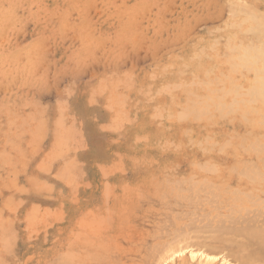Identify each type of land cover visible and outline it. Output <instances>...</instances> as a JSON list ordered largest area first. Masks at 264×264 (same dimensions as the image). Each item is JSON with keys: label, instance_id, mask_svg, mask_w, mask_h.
I'll return each mask as SVG.
<instances>
[{"label": "rangeland", "instance_id": "1", "mask_svg": "<svg viewBox=\"0 0 264 264\" xmlns=\"http://www.w3.org/2000/svg\"><path fill=\"white\" fill-rule=\"evenodd\" d=\"M253 3L264 7V0H0V264H155L156 260L157 264H202L201 258L209 259V264H221L223 259L242 264L250 258L247 244L251 248L254 243L248 241L264 228V187L259 189L245 176L246 180L240 166L250 157L240 150L247 129L241 120L243 93L237 88L243 85L212 84L231 85L237 92L221 94L224 105L235 96L236 112H220L223 118L211 110L216 104H209L205 96L210 94L202 83L215 80L214 67L229 69L234 50L226 48L228 37L242 35L238 41L256 42L251 36L256 24L249 18L257 15ZM243 17L249 18L246 26L239 21ZM231 44L235 45L233 38ZM200 49L201 60H192ZM197 62L203 73H196ZM237 69L240 72L232 74L235 79L242 71L250 73ZM192 82L199 87L186 85ZM186 89L189 96L192 92L204 98L205 110H211L205 121L204 113L189 115L197 98L186 97ZM117 100L122 102L117 105ZM254 100L251 104L244 100L247 112L259 106V98ZM177 112L189 116L179 121ZM256 129L253 133L258 136L261 128ZM233 151L238 152L239 163ZM251 154L253 161L260 158ZM232 164L238 168H232L231 175ZM212 167L216 173L211 174ZM240 169L243 177L234 174ZM189 179L199 182L195 189L189 188ZM201 181L217 185V191ZM235 189L240 193L237 197ZM243 191L253 198L248 194L251 198L245 201ZM221 223L232 228H222ZM246 223L257 226L248 230ZM262 252L263 257L257 253L256 258L261 262L248 258V263L263 264Z\"/></svg>", "mask_w": 264, "mask_h": 264}, {"label": "bare ground", "instance_id": "2", "mask_svg": "<svg viewBox=\"0 0 264 264\" xmlns=\"http://www.w3.org/2000/svg\"><path fill=\"white\" fill-rule=\"evenodd\" d=\"M250 1V0H249ZM254 4V6L251 8V9H255L256 10V12H257V15H255V14H252L251 15V17H249L250 19H252L253 20V22L256 24V27H253L252 28V32H253V35H251L252 37H254V38H256V42L255 43H252L251 41L249 42V44L245 41L244 43L242 42V41H238V38H239V36H242V35H236V34H234V35H232L231 37H228V42H227V44H226V48H228V50L229 51H233L234 50V54H233V61H232V63H231V65L229 66V69L227 70V71H225V70H221L220 69V67L219 66H217V67H214L213 68V70H214V76H215V80H211V81H207V83H202L203 85H205V86H203L202 84H201V82L199 81V79H198V82L203 86V87H206V88H203L205 91H206V93L207 94H210L209 96H210V98H209V96H205V97H207L206 99L207 100H211V103H209L210 105H213V104H216V105H213V107L215 106V108H212V107H210L211 108V110L212 109H216L217 111H216V114L218 115L220 112L221 113H226L225 115H227V113L230 111H233L234 109L232 108L233 107V105H235L234 103H235V96L233 97V100H231V102L232 103H229V104H226V105H224V103H222L221 102V98H224V97H226V96H224V94L225 95H227L228 94V96H231V95H229L230 93H232V92H236V91H234V86H226V85H220V87H216V86H214V85H212V84H224V81H228V82H233L236 86H237V84H239V83H241L242 85H243V87L242 88H240V87H238L237 86V88H238V90H239V93H243V96H240L241 98H244V100L245 99H247L248 100V103L249 104H251L250 102L251 101H255L254 99H256V98H259V101H258V103H259V106L257 107V108H252V110L251 111H255L253 114H251V111H248L247 112V109H248V106H247V104L245 103V101L243 100V106H244V111L242 110V112H243V114H242V123L244 124V126L245 127H247V129L245 130L244 129V133H243V137H242V139H240L241 140V142H242V145H243V149L240 147L241 145V143L238 145V148L240 147L241 149V151H242V153H245V154H248V156H250L246 161H241L240 163H242V164H240V166H241V168L242 167H244V168H242L243 170H242V174H244V177L246 176L248 179H249V181H251V183H255V181H256V186L257 187H259V189H262L263 187H264V131H262V129H264V7L262 8L261 7V3H258L257 5H255V3H253ZM262 6H264L263 4H262ZM239 7V6H238ZM240 8V7H239ZM248 8H250V6L248 7ZM241 9H243V7L241 8ZM243 11V10H242ZM255 13V12H254ZM250 14V13H249ZM248 14V15H249ZM234 16V15H233ZM232 16V17H233ZM235 17V16H234ZM249 18L248 17H243V19H240L239 21H241L245 26H246V22L245 21H249ZM230 20H232L231 18H230ZM234 21V20H233ZM230 24V23H229ZM232 38H233V41H234V43H235V45H233V44H231V42H232ZM254 40V39H253ZM252 40V41H253ZM211 48H214V46H212ZM208 52V51H207ZM206 53V52H205ZM203 55V52H202V49H200V50H198V52H197V54H196V58L195 59H193L192 58V60H201V56ZM190 59V58H189ZM191 60V59H190ZM220 62V61H219ZM183 63V62H182ZM196 63V62H195ZM181 64V63H180ZM180 64L178 65V67H177V69H178V73H181L180 72ZM186 64V63H185ZM181 66H185V65H181ZM187 66L189 67V64H187ZM211 66V65H210ZM200 67H201V63L200 62H197V66H194V68H196V73L198 74V73H203V71L200 69ZM224 67V66H223ZM239 67H243V69H245V70H248L250 73H248V72H245V71H242V73L240 74L239 73V75H238V77H237V79H235L234 77H232V74H238V72H240L237 68H239ZM187 68V67H186ZM216 68V69H215ZM205 69V68H204ZM221 70V72H219L218 74L217 73H215L216 71H218V70ZM170 71V70H169ZM168 71V72H169ZM254 73V75H252ZM127 74V73H126ZM170 74V73H169ZM168 74V75H169ZM205 74V73H204ZM252 75V76H250V75ZM196 77H197V75H196ZM236 77V76H235ZM194 78V77H193ZM26 79V78H25ZM178 79V78H177ZM188 79V78H187ZM194 79H196V78H194ZM120 81V80H119ZM188 81H189V79H188ZM192 81H195V80H193L192 79ZM183 82V81H182ZM179 83H181V80H180V82ZM196 83V82H195ZM195 83H189L190 85H188V84H186L187 86H191L192 84H195ZM197 84V83H196ZM200 84H197V86L198 85H200ZM206 84H211V86L209 85V86H206ZM179 85V84H178ZM241 85V86H242ZM104 86V85H103ZM187 86H186V88H187ZM196 85H194V87H195ZM202 86H200V88L202 87ZM100 87H101V85H100ZM110 87V86H109ZM112 87H114V85L112 86ZM182 87L183 88H185V86H183V84H182ZM199 87V86H198ZM180 88H181V86H180ZM115 89V88H114ZM113 89V90H114ZM191 89V88H190ZM190 89L188 90V89H186V91H184V93L183 94H185V92H187V91H189V93H190ZM166 90H168V86H167V89ZM172 90V89H171ZM174 90V89H173ZM183 90H185V89H183ZM200 90H202V89H200ZM115 91V90H114ZM205 91H203V93L205 92ZM117 92V91H116ZM115 92V93H116ZM158 92V91H157ZM194 92V91H193ZM169 93V92H168ZM167 93V94H168ZM188 93V92H187ZM189 93H188V95L186 96V97H188L189 96ZM205 93V94H206ZM237 93V92H236ZM113 94V93H112ZM137 94V93H136ZM171 94V93H170ZM221 94L224 96V97H221ZM117 95V94H116ZM118 95H119V93H118ZM124 95V94H123ZM122 95V96H123ZM193 94H192V92H191V95L189 96V97H191L192 99H194V101H195V98H197L196 100H197V102H192L193 100H190L189 101V104H191V102H192V104L190 105V107H191V112L192 113H189V115H191V114H193V115H197V114H199V115H201L202 116V113H204V116H202V119H204L205 118V116L207 115V113H210L211 112V110H210V112H208L207 110H205V107H204V103H205V101L204 102H202V99H201V97L202 96H197L196 97V95L195 96H192ZM200 95V94H199ZM203 95V94H202ZM242 95V94H241ZM112 97V96H111ZM115 98L114 99H117L116 98V96H114ZM118 97V96H117ZM184 97V96H183ZM185 97V98H186ZM195 97V98H194ZM110 98V97H109ZM122 98V97H121ZM120 98V99H121ZM175 98H177V97H175ZM203 98V97H202ZM232 98V97H231ZM112 99V98H111ZM123 99H124V97H123ZM126 99V98H125ZM181 99H182V96H181ZM188 99V98H187ZM204 99V98H203ZM174 100V99H173ZM207 100H206V103H208L207 102ZM209 100V101H210ZM119 100H117V101H115L116 102V104L117 105H119V102H122V100L121 101H119ZM183 101V100H182ZM250 101V102H249ZM112 102H113V100H112ZM114 102V103H115ZM237 102V101H236ZM181 103H183V102H181ZM185 104H188L187 103V100L184 102ZM183 103V105H185ZM195 103V104H194ZM112 105H114L113 103H111ZM115 104V105H116ZM121 104H123V106H124V102L123 103H120V106H122ZM180 104V103H179ZM110 105V104H109ZM182 105V106H183ZM120 106H117V107H120ZM180 106V105H179ZM207 106H209V105H207ZM255 106V105H254ZM257 106V105H256ZM255 106V107H256ZM164 107V106H163ZM170 107H171V105H170ZM174 107L176 108V106L174 105ZM174 107H172V108H174ZM189 107V106H188ZM187 107V108H188ZM190 107H189V109H190ZM236 107H238V103H236ZM236 107H234L237 111L239 110V108H236ZM110 108V107H109ZM120 108H122V107H120ZM124 108V107H123ZM167 108L169 109V107L167 106ZM166 108V109H167ZM179 108V107H178ZM206 108H208V107H206ZM115 109V108H114ZM131 109V108H130ZM154 109V108H153ZM180 109H182V108H180ZM232 109V110H231ZM241 109V108H240ZM242 109H243V107H242ZM122 110V109H121ZM156 110V109H155ZM158 110V109H157ZM156 110V111H157ZM164 110V109H163ZM184 109H182L181 111H183ZM185 110H188V109H186V106H185ZM225 110H226V112H225ZM227 110H229L228 112H227ZM118 111H120V109H118ZM127 111V110H126ZM161 111H162V109H161ZM190 111H187V112H185L184 111V114L186 113H188V112H190ZM206 111V112H205ZM214 111V110H213ZM117 112V111H116ZM158 112H159V110H158ZM180 112V111H179ZM179 112H177V117H179V121H180V119L182 120V119H184V118H186L187 119V117L189 116V115H187L186 117H183L184 116V114H183V118L181 117V115L182 114H180V116H178V113ZM219 112V113H218ZM233 112H236L235 110L233 111ZM241 112V113H242ZM118 113V112H117ZM127 113V112H126ZM163 113H165V112H162V114ZM183 113V112H182ZM220 113V115L224 118L225 116H223V114H221ZM239 113V112H238ZM120 114H121V117H122V115H123V113H121L120 112ZM119 114V115H120ZM211 114V113H210ZM14 115V114H13ZM157 115H160V112L159 113H157ZM171 115H173L172 113H171ZM174 115H175V113H174ZM193 115H192V117H193ZM230 115V114H229ZM228 115V116H229ZM235 115V114H234ZM233 115V116H234ZM60 116V115H59ZM111 116H113V115H111ZM115 116V115H114ZM124 116V115H123ZM154 116V115H153ZM213 116V115H212ZM211 116V117H212ZM241 116V115H240ZM116 117V116H115ZM115 117H113V118H115ZM120 117V118H121ZM125 117V116H124ZM167 117V116H166ZM174 117V116H173ZM197 117H199V116H197ZM204 117V118H203ZM210 117V118H211ZM219 118H222V117H220V116H218ZM112 118V119H113ZM128 118V117H127ZM126 118V119H127ZM154 118V117H153ZM172 118V117H171ZM209 118V117H208ZM222 118V119H223ZM226 118V117H225ZM229 118V117H228ZM235 118V117H234ZM116 119V118H115ZM160 119V118H159ZM57 120H58V118H57ZM61 120V119H60ZM120 120H123V121H125L123 118L122 119H120ZM169 120V119H168ZM171 120V119H170ZM173 120H174V118H173ZM172 120V121H173ZM185 120V119H184ZM193 120H197V119H194V118H192V121ZM198 120H200V118H198ZM207 120V119H206ZM14 121V120H13ZM13 121H12V125H13ZM127 121V120H126ZM129 121V120H128ZM177 121H178V118H177ZM203 121H205V119L203 120ZM230 122H231V120H229ZM234 121V120H233ZM239 121V120H238ZM60 122V121H59ZM120 122V121H119ZM170 122V121H169ZM191 122V121H190ZM212 122V121H211ZM211 122H209V123H211ZM213 122H214V120H213ZM227 122V121H226ZM236 122V121H235ZM40 123H42V122H40ZM57 123V121L55 122V124ZM171 123H173V122H171ZM238 123H240V121L238 122ZM180 124V123H179ZM188 124V123H187ZM11 125V126H12ZM137 125V124H136ZM143 125V124H142ZM201 125V124H200ZM239 125V124H238ZM36 126H38V125H36ZM41 126V128H42V125H40ZM56 126H59V127H61L60 125H56ZM119 126V125H118ZM139 126V125H138ZM176 126V125H175ZM231 126H232V122H231ZM237 126V125H236ZM242 126V125H241ZM258 126V129L260 130V128H261V133H260V131H258L259 132V134H258V136H255L254 135V133L253 132H256L255 130H257L256 129V127ZM58 127V128H59ZM134 127V126H133ZM179 127V126H178ZM233 127V126H232ZM182 128V127H181ZM185 128V127H184ZM243 128V127H242ZM15 129V128H14ZM37 129V128H36ZM148 129V128H147ZM193 130V129H192ZM189 131H190V129H189ZM30 132V131H29ZM185 132H186V130H185ZM193 132V131H192ZM192 132H190V133H192ZM134 133V132H133ZM186 133H188V131L186 132ZM69 134V133H68ZM135 134V133H134ZM133 134V135H134ZM257 134V133H256ZM56 135V134H55ZM184 135H185V133H184ZM183 135V136H184ZM200 135V134H199ZM228 135V134H227ZM226 135V136H227ZM230 135V134H229ZM57 136H58V134H57ZM202 136V135H201ZM237 136H239V135H236V134H234V137H235V139L237 138ZM137 137V136H136ZM228 137V136H227ZM233 137V136H232ZM231 137V138H232ZM233 137V138H234ZM164 138V137H163ZM167 138V137H166ZM206 138H209V137H206ZM229 138V137H228ZM239 138H240V136H239ZM239 138H237V139H239ZM72 139V138H71ZM141 139V141H142V139L143 138H140ZM165 139V138H164ZM195 139H197V138H195ZM211 139V138H210ZM61 140V139H60ZM137 140H138V138H137ZM147 140V139H146ZM156 140V139H155ZM209 140V139H208ZM212 140V139H211ZM231 139H229V141H230ZM181 141V140H180ZM192 141V140H191ZM235 141V140H234ZM233 140H232V142H234ZM65 142V141H64ZM165 142H166V140H165ZM165 142H164V144H162L161 146H163V145H165ZM177 142V141H176ZM200 142H201V140H200ZM205 142V141H204ZM203 142V143H204ZM208 142V141H207ZM231 142V141H230ZM13 142L11 141V143H9V144H11V145H13L12 144ZM56 143V142H55ZM58 143V142H57ZM56 143V144H57ZM140 143V142H139ZM146 143H147V141H146ZM160 143V142H159ZM166 143H168V142H166ZM227 143L228 144H230L228 141H227ZM226 143V144H227ZM173 144V143H172ZM176 144V143H175ZM178 144V143H177ZM176 144V146H179V145H181V144H179V145H177ZM187 144H189L188 142L185 144V145H187ZM198 144V143H197ZM226 144H223L222 146L224 147V145H226ZM227 144V148L229 147V145ZM234 144V143H233ZM59 145V144H58ZM138 145H141V144H138L137 143V145L136 146H138ZM169 145V144H168ZM174 145V144H173ZM183 145V144H182ZM190 145H192V143L190 144ZM195 145V144H194ZM198 145H200V143L198 144ZM235 145H237V143H235L234 144V146ZM210 146V145H209ZM212 146V145H211ZM61 147V146H60ZM167 147V146H166ZM181 147V146H180ZM200 147V146H199ZM207 147V146H206ZM15 148V147H14ZM57 148H58V146H57ZM63 148V147H62ZM165 148V147H164ZM173 149H175L176 150V147H174ZM203 149H205V148H202V150ZM233 149V148H232ZM234 149H237V148H235L234 147ZM58 150V149H57ZM166 150H168V149H166ZM181 150V149H180ZM191 150V149H190ZM200 150V149H199ZM206 150V149H205ZM229 150V149H228ZM236 151V150H235ZM244 151V152H243ZM20 152V151H19ZM172 152H173V150H172ZM202 152V151H201ZM203 152H204V150H203ZM207 152V151H206ZM251 152H254L256 155L258 154L259 156H260V158L258 159H256V161H253V160H251L252 159V154L250 155V153ZM197 153V152H196ZM210 153V152H209ZM227 153H229V152H227ZM233 153H234V151H233ZM20 154V153H19ZM59 155H60V153H58ZM234 154H236L237 155V157H236V160H237V162L238 161H240L239 160V158H238V152H236V153H234ZM239 154H241V153H239ZM254 154V156H256ZM6 155V154H5ZM56 155V154H55ZM63 155V154H62ZM231 155V157H232V159H233V154L231 153L230 154ZM241 155H243V154H241ZM180 157V156H179ZM257 157V156H256ZM58 158V157H57ZM60 158H61V155H60ZM74 158V157H73ZM255 158V157H254ZM72 160V159H71ZM70 160V161H71ZM67 162L66 164L68 165V163H72V162ZM234 162H236V161H234ZM198 163V162H197ZM239 163V162H238ZM196 164V163H195ZM203 164V163H202ZM204 164H206V162H204ZM234 164H237V163H234ZM70 165V164H69ZM206 165H209V164H206ZM238 165V167H239V164H237ZM64 166H65V163H64ZM170 166V165H169ZM193 166V164L190 166V167H192ZM212 166V165H211ZM211 166H209L210 168H211ZM72 167V166H71ZM204 167H206L207 168V166H204ZM204 167H203V170H204ZM237 167V166H236ZM237 167V168H238ZM169 168V167H168ZM172 168V167H171ZM194 168V167H193ZM196 168H198V164H197V166H196ZM200 168V169H199ZM198 169L199 170H202L201 169V166L199 167ZM214 167H212V171H210V169L208 168V171H210L211 172V174H213V173H216V171L214 172V170L215 169H213ZM232 168L233 169H237V168H234L233 167V164H232V166H231V169H228V170H230L229 171V173H231V175H232V172L234 171H232ZM216 169H218V168H216ZM75 170V169H74ZM171 170V169H170ZM198 170V171H199ZM206 170V169H205ZM65 171H67V168L65 169ZM70 170H68V172H69ZM207 170H206V172H208ZM241 169L239 170V173H236V172H234V174H239V175H241ZM169 173H171L170 171H168ZM201 172H204V171H201ZM205 172V173H206ZM218 172V171H217ZM70 175V174H69ZM163 175V174H162ZM167 175V174H166ZM172 175V174H171ZM192 175V174H191ZM168 176V175H167ZM230 176V175H229ZM242 177H243V175H241ZM169 177H171V176H169ZM175 177V176H174ZM193 177V176H192ZM192 177H191V179H192ZM195 177V176H194ZM234 177H236V176H234ZM245 177V179L246 180H248L247 178ZM172 178H173V176H172ZM187 178H190V177H187ZM180 179H183V178H180ZM224 179V178H223ZM256 179V180H255ZM179 180V179H178ZM188 180V179H187ZM202 180V179H201ZM206 179H204V181H205ZM222 180V179H221ZM241 180V179H240ZM183 180H181L180 182H182ZM190 181H192V180H190L189 179V181H187V182H189L188 183V186H189V188H194V185H196V184H198L199 182H197V181H192V184L193 185H191V183H190ZM163 182H165V183H167L166 181H163ZM176 182V181H175ZM174 182V183H175ZM196 182V183H195ZM223 182V181H222ZM183 183V182H182ZM195 183V184H194ZM201 183H203V184H206L207 185V183H209V185H211L212 183H210V182H202L201 181ZM170 184V183H169ZM179 184V183H178ZM177 184V185H178ZM202 184V185H203ZM248 184V183H247ZM166 185V184H165ZM209 185H207V186H209ZM251 185V184H250ZM173 186H174V184H173ZM181 186V185H180ZM193 186V187H192ZM197 186V185H196ZM195 186V187H196ZM207 186H204L203 187V189L202 190H204V188L205 187H207ZM212 186H215V190L217 191V189H216V186L217 185H214V184H212L211 186H209L208 188H212ZM166 187V186H165ZM175 187V186H174ZM179 187V186H178ZM198 187H202L201 186V184H200V186H198ZM219 187L220 186H218L217 188L219 189ZM228 187H230V186H227V189H229ZM208 188H206V189H208ZM170 189V188H169ZM195 189V188H194ZM198 189H201V188H196V190H198ZM226 189V188H225ZM225 189H224V191L223 192H225ZM241 189H244V188H241ZM251 189V188H250ZM181 190V189H180ZM184 190H187V188L186 189H184ZM240 190V189H239ZM176 191V190H175ZM188 191V190H187ZM189 191H191V189L189 190ZM200 191V190H199ZM211 191H212V189H211ZM211 191H209L210 193H212ZM214 191V190H213ZM242 191V190H241ZM257 191V190H256ZM259 191V190H258ZM194 192H195V190H194ZM215 192V191H214ZM222 192V193H223ZM234 192V190L232 191V193ZM237 191H236V189H235V192H234V194L233 195H237V193H238V195L240 194L239 193V191L236 193ZM244 192V194L247 196V200L245 199L246 198V196H243V198H244V200L245 201H248V198H249V200H250V198L252 197L253 198V196H251L252 195V193L250 194V192L249 193H245V191H243ZM187 193V192H186ZM191 192H189V194H190ZM193 193V192H192ZM195 193H197V191L195 192ZM206 193H208V192H206ZM220 193V192H219ZM231 193V192H230ZM230 193H229V195H230ZM231 193V194H232ZM262 193V192H261ZM188 194V195H189ZM225 194V193H224ZM241 194H243V193H241ZM243 194V195H244ZM248 194H250V196L248 195ZM170 195V194H169ZM208 195V194H207ZM234 196V197H237V196ZM189 196H191V194L189 195ZM201 196V195H200ZM208 196H210V195H208ZM212 196V195H211ZM257 196V195H256ZM161 197V196H160ZM181 197V196H180ZM186 197V196H185ZM204 197V196H203ZM206 197V196H205ZM216 197H217V195H216ZM218 197H219V194H218ZM258 197V196H257ZM144 198H146V197H144ZM164 198H166V197H164ZM177 198V197H176ZM190 198V197H189ZM215 198V197H214ZM213 198V199H214ZM242 198V199H243ZM255 198V197H254ZM263 198V197H262ZM9 199H11V198H9ZM107 199V198H106ZM174 199V198H173ZM179 199V198H178ZM184 199V198H183ZM188 199V198H187ZM191 199V198H190ZM195 199V198H194ZM196 199H198V197L196 198ZM210 199H212V198H210ZM217 199V198H216ZM238 199V198H237ZM257 199V198H256ZM259 199V198H258ZM257 199V201L259 202L260 200H258ZM163 200V199H162ZM175 200V199H174ZM193 200V199H192ZM198 200H200V198L198 199ZM206 200V199H205ZM204 200V201H205ZM218 200V199H217ZM227 200V199H226ZM239 200H241V199H239ZM262 200V199H261ZM8 201V200H7ZM195 201V200H194ZM256 201V202H257ZM106 202V201H105ZM187 202V201H186ZM189 202V201H188ZM201 202H203V201H201ZM206 202H208V200L206 201ZM215 202V201H214ZM229 202V201H228ZM230 202H231V200H230ZM233 202V201H232ZM235 202V201H234ZM238 202V201H237ZM240 202V201H239ZM157 203V202H156ZM191 203H193V202H191ZM196 203V202H195ZM216 203H217V201H216ZM242 203V202H241ZM248 203V202H247ZM250 203V202H249ZM253 203V202H252ZM174 204V203H173ZM179 204V203H178ZM197 204H198V201H197ZM197 204H195V205H197ZM204 204H206L205 202H204ZM203 204V205H204ZM212 204H214L215 205V203H212ZM218 204H219V202H218ZM232 204H234V203H232ZM262 204V203H261ZM190 205V204H189ZM228 205V204H227ZM238 205H240V204H238ZM244 205V204H243ZM251 205V204H250ZM257 205H259L258 203H257ZM162 206V205H161ZM173 206V205H172ZM198 206V205H197ZM217 206V205H216ZM226 206V205H225ZM234 206V205H233ZM232 206V207H233ZM253 205H251L250 207H252ZM256 206V205H255ZM262 206V205H261ZM183 207V206H182ZM185 207V206H184ZM210 207V206H209ZM226 207H228V206H226ZM239 207V206H238ZM263 207V206H262ZM195 208V207H194ZM193 208V209H194ZM223 208V207H222ZM233 208H236V207H233ZM240 208V207H239ZM216 209V208H215ZM220 209V208H219ZM227 209H229V208H227ZM236 209H238V208H236ZM245 209V208H244ZM259 209H261V208H259ZM182 210V209H181ZM213 210V209H212ZM230 210V209H229ZM258 210V209H257ZM264 210V209H263ZM163 211H164V209H163ZM168 211H170V210H168ZM193 211V210H192ZM195 211V210H194ZM200 211V210H199ZM198 211V212H199ZM202 211H203V209H202ZM215 211V210H214ZM225 211V210H224ZM228 211V210H227ZM231 211H232V209H231ZM239 211V210H238ZM242 211H243V209H242ZM249 211H251V210H249ZM254 211V210H253ZM261 211V210H260ZM260 211H258V212H260ZM167 212V211H166ZM170 212H172V210L170 211ZM230 212V211H229ZM235 212V211H234ZM233 212V213H234ZM237 212V211H236ZM244 212H246L247 213V211H244ZM243 212V213H244ZM257 211H255V213H256ZM174 213V212H173ZM192 213V212H191ZM238 213V212H237ZM176 214V213H175ZM180 214V213H179ZM184 214V213H183ZM249 214V213H248ZM247 214V215H248ZM256 214H258V213H256ZM256 214H254V215H256ZM261 214H262V216L264 215L262 212H261ZM199 215V214H198ZM231 215H234V214H231ZM239 215V214H238ZM258 215H260V213L258 214ZM166 216V215H165ZM168 216V215H167ZM180 216H182V215H180ZM191 216V215H190ZM194 216V215H193ZM204 216V215H203ZM208 216V215H207ZM178 217V216H177ZM195 217V216H194ZM205 217V216H204ZM209 217V216H208ZM208 217H205V218H208ZM223 217V216H222ZM225 217H226V215H225ZM229 217V216H228ZM244 217V216H243ZM258 217V216H257ZM264 217V216H263ZM35 218V217H34ZM185 218H186V216H185ZM192 218V217H191ZM196 218H198V217H196ZM201 218V217H200ZM205 218H201V219H205ZM227 218V217H226ZM233 218V217H232ZM250 218V217H249ZM262 218V217H261ZM7 219V218H6ZM165 219V218H164ZM174 219H176V217L174 218ZM182 219H183V217H182ZM241 219V218H240ZM239 219V220H240ZM246 219V218H245ZM243 220V222H245L246 220ZM248 219V218H247ZM259 219V218H258ZM264 219V218H263ZM93 220V219H92ZM166 221H167V219H165ZM177 220V219H176ZM180 220V219H179ZM185 220V219H184ZM197 220V219H196ZM220 220V219H219ZM227 220V219H226ZM231 220V219H230ZM241 220V221H242ZM255 221H256V219H254ZM254 220L252 219L251 220V218H250V223H251V221L253 222V223H255L254 222ZM2 221V220H1ZM0 221V224L2 225V222ZM206 221H207V219H206ZM205 221V222H206ZM217 221H218V219H217ZM223 221V220H222ZM235 221V220H234ZM249 221H246V222H249ZM163 222V221H162ZM173 222V221H172ZM199 222V221H198ZM213 222V221H212ZM231 222V221H230ZM237 223H239L238 221H236ZM165 223H167L168 224V222H165ZM196 223V222H195ZM202 223H203V221H202ZM216 223V222H215ZM231 223H233V222H231ZM237 223H233V225H237ZM242 223V222H241ZM240 223V224H241ZM8 224V223H7ZM89 224V223H88ZM163 224H164V222H163ZM172 224V223H171ZM228 225H229V223H227ZM9 225V224H8ZM160 225V224H159ZM165 225V224H164ZM169 225V224H168ZM167 225V226H168ZM182 225V224H181ZM189 225V224H188ZM206 225H207V223H206ZM213 225V224H212ZM219 225V224H218ZM223 225V223H221V225H219V226H222ZM232 225V224H231ZM243 225H245V223H243ZM246 225H247V223H246ZM97 226V225H96ZM161 226H163L162 225V223H161ZM170 226V225H169ZM172 226V225H171ZM185 225H182V227H184ZM248 226V225H247ZM250 226H252V228L253 227H255V226H257V225H249L247 228H246V226H245V228L246 229H250ZM187 227V226H186ZM224 226H222V228H223ZM228 227V228H227ZM227 227H224V228H226V229H231L232 227H230L229 228V226H227ZM158 228H160V227H158ZM161 228H164V227H161ZM166 228V227H165ZM179 228H181V227H179ZM190 228V227H189ZM188 228V229H189ZM216 228V227H215ZM236 228H238V226H236ZM242 228H244V227H241V229ZM257 228V227H256ZM255 228V229H256ZM258 228L260 229V226H259V224H258ZM257 228V229H258ZM261 228H262V226H261ZM200 229H202V228H200ZM217 229V231H219V230H221L222 231V229L221 228H216ZM246 229H243L244 230V233L246 232ZM248 229V230H249ZM159 230V229H158ZM160 230H162V229H160ZM159 230V231H160ZM189 230H191V229H189ZM196 230V229H195ZM206 230V229H205ZM204 230V231H205ZM224 230V229H223ZM233 230H235V228L233 229ZM233 230H231V231H233ZM239 230H240V228H239ZM157 231V230H156ZM163 231V230H162ZM165 231V230H164ZM197 231V230H196ZM213 231V230H212ZM230 231V230H229ZM251 231H252V229H251ZM254 231V230H253ZM258 231H260V232H256V233H253L254 234V238L251 236L252 235V233H251V235L249 234V237L251 238V240L252 241H254V242H251V240L250 241H248V243L250 242L251 243V245L253 244V246L256 244L257 245V248L255 249V247L254 248H250V245H248L247 244V248L249 249V253L248 254H250V258H249V256H248V258L250 259V261L251 260H255V262H257L258 260H256V258H259V257H257V253H258V256H260L261 257V255H263V252H262V250H264V228H263V230L261 231V230H258ZM158 232V231H157ZM173 232H174V230H173ZM178 232V231H177ZM181 232V231H180ZM179 232V233H180ZM198 232V231H197ZM234 232V231H233ZM232 232V233H233ZM249 232V231H248ZM165 233H167V232H165ZM172 233V232H171ZM196 234V232H193V233H191L192 235L193 234ZM202 233V232H201ZM214 234H216L215 232H213ZM225 233H228L227 231H225ZM159 235H157V236H161L162 237V235H160V233H158ZM167 234H169V231H168V233ZM190 234V235H191ZM198 234H200V232L198 233ZM203 234V233H202ZM223 232H222V236H223ZM248 234V233H247ZM246 233H245V235H247ZM150 235V234H149ZM165 235V234H164ZM184 235V233L182 234V236ZM197 235V234H196ZM240 235V234H239ZM245 235H242V236H245ZM187 236H188V234H187ZM186 236V237H187ZM225 236L227 237V235L225 234ZM236 236V235H235ZM248 236V235H247ZM168 237V236H167ZM176 237H177V235H176ZM179 237H181L180 235H179ZM190 237V236H189ZM202 237V236H201ZM215 237V236H214ZM217 237V236H216ZM239 237V236H238ZM1 239H2V236L0 237ZM5 238L6 237H4V239L3 240H5ZM150 238H152V237H150ZM155 238V237H154ZM174 238V237H173ZM196 238H197V236H196ZM206 238V237H205ZM218 238V237H217ZM236 238V237H235ZM240 238V237H239ZM249 238V239H250ZM171 239V238H170ZM175 239V241L177 242V239L176 238H174ZM173 239V240H174ZM185 239V238H184ZM186 239H188V237L186 238ZM193 239V238H192ZM192 239H190V240H192ZM199 239V238H198ZM197 239V240H198ZM201 239V238H200ZM215 239V238H214ZM242 239H243V237H242ZM7 240V239H6ZM6 240H5V242H6ZM189 240V239H188ZM188 240H184V241H188ZM211 240H213V239H211ZM218 240V239H217ZM1 241V240H0ZM183 241V240H182ZM181 241V242H182ZM246 241V240H245ZM87 242V241H86ZM180 242V241H179ZM179 242H177V243H179ZM189 242V241H188ZM88 243V242H87ZM176 243V244H177ZM189 243H191V242H189ZM8 244V243H7ZM6 244V245H7ZM168 244V243H167ZM179 244H182V243H179ZM178 244V245H179ZM185 244V243H184ZM10 245V244H9ZM171 245H175V242H174V244H172L171 243ZM188 245V243L186 244V246ZM191 245V244H190ZM255 245V246H256ZM11 246V245H10ZM157 247H161L162 246V244H161V246H159V245H156ZM166 246V245H165ZM164 246V247H165ZM220 246V245H219ZM141 247H142V245H141ZM163 247V246H162ZM161 247V248H162ZM163 247V248H164ZM172 247V246H171ZM170 247V248H171ZM174 247V246H173ZM183 247H185V246H183ZM11 248V247H10ZM160 248V249H161ZM162 248V249H163ZM168 248V247H167ZM166 248V249H167ZM169 248V249H170ZM178 248V247H177ZM259 248L261 249V252H259L258 250H259ZM146 249L147 248H145V251H146ZM159 249V250H160ZM162 249H161V251H162ZM168 249V250H169ZM174 249V248H173ZM172 249V250H173ZM183 249V248H182ZM247 249V250H248ZM253 249H255V250H253ZM8 249L6 248L4 251H7ZM165 250V249H164ZM168 250H165V251H167L168 252ZM176 250V249H175ZM142 251V250H141ZM148 251H149V249H148ZM161 251L159 252V253H161ZM178 251V250H177ZM180 251V250H179ZM183 251V250H182ZM8 252V251H7ZM150 252V251H149ZM149 252H148V254H149ZM157 252V251H156ZM212 252V251H211ZM142 253V252H141ZM151 253V252H150ZM154 253V252H153ZM163 253H165V252H163ZM163 253H161V255L163 256ZM169 253V252H168ZM172 253H173V251H172ZM8 254H9V252H8ZM157 254V253H156ZM193 254V255H192ZM192 254H190V255H192V256H196V255H194V253H192ZM225 254V253H224ZM62 255H64V254H62ZM71 254H69V257H70V259H71V256H70ZM76 255V254H75ZM87 255V254H86ZM145 255V254H144ZM161 255H159L160 257H161ZM164 255H166V254H164ZM232 255V254H231ZM145 256H147V255H145ZM154 256V255H153ZM158 256V257H159ZM167 256V255H166ZM169 256V255H168ZM64 258H66L65 257V255L63 256ZM68 257V256H67ZM68 257V258H69ZM85 257V256H84ZM88 257V256H87ZM150 257V256H149ZM155 257H157L156 255L154 256V258ZM159 257V258H160ZM230 257V256H229ZM231 257H233V256H231ZM255 257V258H254ZM263 257V256H262ZM261 257V258H262ZM63 258V259H64ZM151 258V257H150ZM162 258V257H161ZM192 258V257H191ZM201 258V257H200ZM239 258V257H238ZM248 258H242V260L244 261V262H242V264L244 263H248V262H250L249 260H248ZM73 259V258H72ZM75 259V258H74ZM165 259V258H164ZM168 259V258H167ZM166 259V260H167ZM231 259H233V258H231ZM235 259V258H234ZM233 259V260H234ZM237 259V258H236ZM264 259V258H263ZM262 259V260H263ZM92 260V259H91ZM152 260V259H151ZM154 261V260H153ZM157 261V260H156ZM156 261H155V264H157L156 263ZM162 261V260H161ZM236 261V260H235ZM247 261V262H246ZM56 262V261H55ZM66 262V261H65ZM70 261H67V264L69 263ZM211 261H209V259H204V258H201V263L202 264H209ZM240 262V263H241ZM254 262V261H253ZM259 262H261V261H258L257 263H259ZM53 263V262H52ZM71 263V262H70ZM99 263V262H98ZM152 263V262H151ZM221 264H229L228 262H226V261H224V259H223V261L222 262H220ZM145 264H147V263H145ZM158 264H160V263H158ZM239 264V263H238ZM249 264V263H248ZM253 264V263H252ZM263 264H264V262H263Z\"/></svg>", "mask_w": 264, "mask_h": 264}]
</instances>
